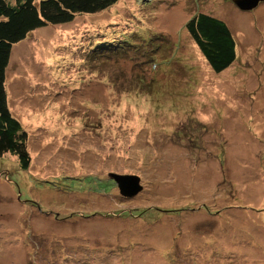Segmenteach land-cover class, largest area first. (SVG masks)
I'll list each match as a JSON object with an SVG mask.
<instances>
[{
    "label": "rangeland",
    "instance_id": "1",
    "mask_svg": "<svg viewBox=\"0 0 264 264\" xmlns=\"http://www.w3.org/2000/svg\"><path fill=\"white\" fill-rule=\"evenodd\" d=\"M196 11L235 38L219 73L185 28ZM5 89L31 164L0 158V264H264V1L118 0L46 24L13 45Z\"/></svg>",
    "mask_w": 264,
    "mask_h": 264
},
{
    "label": "trees",
    "instance_id": "2",
    "mask_svg": "<svg viewBox=\"0 0 264 264\" xmlns=\"http://www.w3.org/2000/svg\"><path fill=\"white\" fill-rule=\"evenodd\" d=\"M117 1L118 0H0V158L5 154L14 156L17 158L19 169L22 171L27 170L31 164V154L27 145L28 133L23 128L19 119L11 113L7 103L5 70L13 45L23 40L27 33L35 28L46 24L68 23L71 22L77 14L96 13L105 10ZM107 23L111 25V22ZM105 25L106 23H104L103 26ZM185 28L198 47L200 53L215 73L223 71L236 60L235 38L227 24L221 18L214 17L210 13L196 11L185 23ZM92 39L94 40L95 38L92 37ZM112 40L113 41L105 40L103 42L100 40L94 45L90 43L93 49L97 47L93 55L99 56L98 54L103 52L104 49L106 51L112 50L114 51L113 54H116L117 52L114 47L118 48V46L113 45L116 43V39L113 38ZM107 177L112 186L116 185L112 178L108 175ZM88 178L92 179V177ZM93 180L97 181L96 178H93ZM41 181H43L46 186L47 184L51 185L48 179ZM73 182H75V180H73ZM73 182H71L72 185L70 187L73 186ZM101 186L107 189V187H105L107 186L106 183ZM80 187L87 188L88 190L93 189L91 185L85 183V178L82 179ZM109 189H111V187H109L108 190ZM228 195L233 196V194L230 193ZM84 216L89 217L86 214ZM79 249H83L86 253L90 252L87 246H82ZM92 251H97L98 253L100 249L93 248ZM99 255V260H101V257L105 259L102 254ZM67 258L69 259V257ZM92 261L93 259H87L85 263H93Z\"/></svg>",
    "mask_w": 264,
    "mask_h": 264
},
{
    "label": "water",
    "instance_id": "3",
    "mask_svg": "<svg viewBox=\"0 0 264 264\" xmlns=\"http://www.w3.org/2000/svg\"><path fill=\"white\" fill-rule=\"evenodd\" d=\"M263 1L264 0H232L239 9L244 11L257 7V5ZM108 176L116 183L119 193L126 198L136 196L143 189L140 177L136 174H119L110 172L108 173Z\"/></svg>",
    "mask_w": 264,
    "mask_h": 264
}]
</instances>
